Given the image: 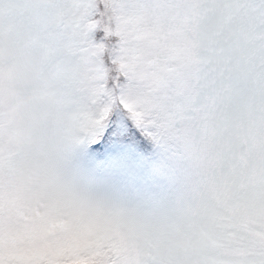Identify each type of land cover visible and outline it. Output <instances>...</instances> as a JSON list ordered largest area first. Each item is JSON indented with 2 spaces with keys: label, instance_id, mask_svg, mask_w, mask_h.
Here are the masks:
<instances>
[{
  "label": "snow or ice",
  "instance_id": "6c2138e0",
  "mask_svg": "<svg viewBox=\"0 0 264 264\" xmlns=\"http://www.w3.org/2000/svg\"><path fill=\"white\" fill-rule=\"evenodd\" d=\"M81 261L264 264V0H0V264Z\"/></svg>",
  "mask_w": 264,
  "mask_h": 264
},
{
  "label": "rangeland",
  "instance_id": "374dc122",
  "mask_svg": "<svg viewBox=\"0 0 264 264\" xmlns=\"http://www.w3.org/2000/svg\"><path fill=\"white\" fill-rule=\"evenodd\" d=\"M85 241L80 240V241H73L72 244L67 248V254L68 255H75L81 250L82 244H84Z\"/></svg>",
  "mask_w": 264,
  "mask_h": 264
},
{
  "label": "trees",
  "instance_id": "16d2710c",
  "mask_svg": "<svg viewBox=\"0 0 264 264\" xmlns=\"http://www.w3.org/2000/svg\"><path fill=\"white\" fill-rule=\"evenodd\" d=\"M76 254H77V253H76ZM76 254H75V255H76ZM69 256L71 257V256H74V255H69ZM79 264H83V262L81 261V262H79Z\"/></svg>",
  "mask_w": 264,
  "mask_h": 264
}]
</instances>
